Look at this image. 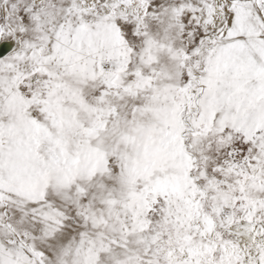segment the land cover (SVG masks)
I'll return each mask as SVG.
<instances>
[{
	"label": "snow or ice",
	"instance_id": "snow-or-ice-1",
	"mask_svg": "<svg viewBox=\"0 0 264 264\" xmlns=\"http://www.w3.org/2000/svg\"><path fill=\"white\" fill-rule=\"evenodd\" d=\"M0 264H264V0H0Z\"/></svg>",
	"mask_w": 264,
	"mask_h": 264
}]
</instances>
